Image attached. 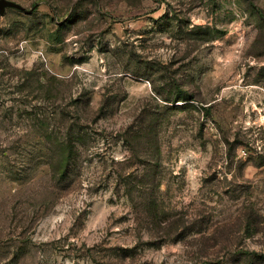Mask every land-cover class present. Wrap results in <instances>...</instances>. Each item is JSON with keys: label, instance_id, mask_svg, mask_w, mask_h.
<instances>
[{"label": "rangeland", "instance_id": "obj_1", "mask_svg": "<svg viewBox=\"0 0 264 264\" xmlns=\"http://www.w3.org/2000/svg\"><path fill=\"white\" fill-rule=\"evenodd\" d=\"M0 264H264V0H7Z\"/></svg>", "mask_w": 264, "mask_h": 264}, {"label": "water", "instance_id": "obj_2", "mask_svg": "<svg viewBox=\"0 0 264 264\" xmlns=\"http://www.w3.org/2000/svg\"><path fill=\"white\" fill-rule=\"evenodd\" d=\"M7 7H17V8H20L19 6H17L16 4H14V3L10 2V1L0 0V17L4 13L5 8H7Z\"/></svg>", "mask_w": 264, "mask_h": 264}]
</instances>
